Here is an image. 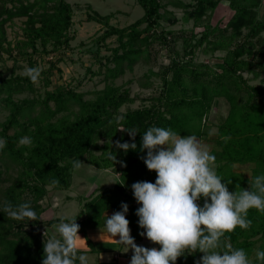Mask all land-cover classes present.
I'll return each instance as SVG.
<instances>
[{"label":"trees","instance_id":"1","mask_svg":"<svg viewBox=\"0 0 264 264\" xmlns=\"http://www.w3.org/2000/svg\"><path fill=\"white\" fill-rule=\"evenodd\" d=\"M137 1L143 15L123 27L111 24V15L103 16L94 10L88 14L89 20L102 24L93 39L98 45H106L111 53L95 59L100 66L90 73L103 74L105 85L93 98H86V93L73 85L48 88L51 79L47 73L61 60L57 53L72 47V4L68 0H0V55L5 53L13 59L12 67L0 69V104L8 111L0 122V137L6 140V147L0 152V204L16 206L29 202L37 216L42 217L47 208L44 198L50 189L69 188L72 161L81 159L97 168H111L119 175L112 186L95 188L82 199L81 215L74 217L80 225L79 231L86 234V227L101 226L107 218L106 211L122 210L124 202L129 205L126 218L131 235L141 240L140 233L144 230L136 215L140 205L131 185L156 179V172L149 170L142 159L146 155V150L140 149L143 132L155 125L171 128L181 135L207 137L208 116L215 101L222 97L229 103V110L217 125L215 140L220 148L211 151L216 157L217 174L225 180L222 182L229 183V191H235L239 187L250 189L254 177L264 173V84H253L245 76V72L254 78L264 74V18L258 13L262 0H230L234 13L224 27L211 22L221 0ZM168 5L182 8L184 20H192L195 26H203V30L198 33L192 30L190 35L182 33L185 59L174 53L159 71L150 69L146 74L143 87L153 86L150 76L160 78L159 93L145 98L150 104L121 110L124 104L135 102L137 95H132L131 87L117 85L114 80L126 68L132 70L142 57L145 62L151 59L150 47L154 41L175 52L171 45L178 36L162 26L163 19L171 23L176 20ZM14 17L26 19L23 37L12 42L5 24ZM112 36L117 44L109 47L106 40ZM200 47L204 53L224 51L221 62H194L196 49ZM46 56L57 58L49 61L48 69H41L38 81L43 82L44 93L35 95L38 81L34 84L27 74L17 70L25 64L38 66L39 59L45 60ZM6 71L10 73L8 76ZM25 92L34 95L15 97ZM60 113L64 114L59 116ZM117 116L122 117L120 124L125 129H117L114 123ZM127 129L138 130L134 140L137 149L125 152L116 149L114 142L132 143ZM21 137H29L31 144H19ZM111 150L116 154L115 161L109 158ZM247 163L253 165L250 178L235 170V164ZM53 180L59 183L54 184ZM200 201L203 204V198ZM247 218L252 221L250 227L237 226L221 242L243 248L250 258L257 242L259 249L264 250V213L250 209ZM60 219L28 222L0 211V264H42L44 240L51 236L42 228ZM202 255L196 252L179 257L176 264H196ZM252 264H259L256 255Z\"/></svg>","mask_w":264,"mask_h":264},{"label":"clouds","instance_id":"2","mask_svg":"<svg viewBox=\"0 0 264 264\" xmlns=\"http://www.w3.org/2000/svg\"><path fill=\"white\" fill-rule=\"evenodd\" d=\"M25 71L34 84L41 75L38 66ZM121 120L120 116L114 120L118 130L125 129ZM127 131L133 142L116 140V149L125 152L137 149L134 140L138 130ZM19 144L30 145L31 139L21 137ZM5 147L6 140L0 137V152ZM140 149L146 150L143 162L156 172V179L131 185L140 205L136 215L144 230L140 235L159 247L149 248L135 242L126 218L127 203L122 202V210L107 215L104 222L107 234L124 247L123 252L133 251L130 264H176L179 257L196 252L203 253L196 264H251L243 248L222 245L221 238L237 226L250 227L252 221L247 218L250 209L264 213V173L254 177L250 189L239 187L229 191V183L222 182L225 180L215 170L216 157L209 148L194 134L181 135L171 128L149 127L142 134ZM109 158L116 160L114 151H110ZM82 163L81 159L73 160V169L79 170ZM202 198L203 204L198 203ZM0 211L16 220H43L29 202L16 206L3 203ZM54 228L55 234L44 240L42 264H89L87 255L79 252L84 239L79 235L77 218L62 217ZM255 255L259 264H264V250L257 249Z\"/></svg>","mask_w":264,"mask_h":264},{"label":"rangeland","instance_id":"3","mask_svg":"<svg viewBox=\"0 0 264 264\" xmlns=\"http://www.w3.org/2000/svg\"><path fill=\"white\" fill-rule=\"evenodd\" d=\"M74 9V25L72 26L71 33L74 38L71 40L70 48H62L57 53L61 56V60L57 63L56 68H53L49 73H47L51 79V84L49 89H54L58 85H73L79 91H84L86 93V98H93L95 92L102 89L105 85L103 79V74L92 75L90 71L98 70L100 66L99 62L96 61L99 57H104L111 53V50L106 47V45L95 42L93 36L96 35L97 31L102 27L100 22L95 20H89L88 14L91 10L99 12L101 15H111L110 23L123 27L134 22L140 18L144 11L142 6L137 0H68ZM165 2L168 0H164ZM185 2L193 0H183ZM11 3L9 4V6ZM167 9L172 11L173 16L176 17L175 22L171 23V20H162V26L167 29L173 30L174 34L178 37L172 43L173 52L170 48H166L160 42L154 41L150 47L151 59L145 62V58H141L133 66V69H127L118 78L114 80L115 84H124L131 87L132 95H137V99L133 103H126L122 106L121 110H125L128 107H141L143 104H150V101L145 98L150 96H156L159 93L160 78L158 76H150L149 80L152 81L153 86L143 87L141 83L146 81V74H149L150 69L154 71H159L163 66L169 63L171 57L175 54L176 57L182 59L186 58L184 53V43L182 39V33L190 35L191 31L200 32L203 30V26H195L192 20H184L183 9L168 5ZM163 11V10H161ZM234 11L230 7V0H221L218 7L212 14L211 22L213 25H221L222 27L229 21ZM259 17L264 18V1L260 4L258 8ZM167 15V14H166ZM169 16V15H167ZM172 16V17H173ZM26 17H14L5 24L6 33L8 39L15 42L17 39L23 37V26ZM172 19V18H171ZM160 29V28H159ZM101 32V31H100ZM109 47H113L117 44L115 36H112L106 40ZM97 53V54H96ZM224 51H216L214 54L204 53L202 47L196 49L194 55V62L197 63H210L215 64L221 62V57L224 55ZM96 54V56H95ZM57 57L46 56L45 60L39 59L38 66L40 69H48L49 61L56 59ZM96 59V60H95ZM13 59L7 54L0 55V69L5 71V66L12 67ZM27 64L21 69L17 70V73L27 74L26 68ZM91 68V70H89ZM59 69V70H58ZM7 72V73H6ZM5 75H9V71H6ZM245 76L249 77L250 82L253 84H264V74L259 77L254 78L251 73L245 72ZM253 77V78H252ZM36 85L39 87L38 91L34 93L35 95L44 93V84L42 81H38ZM31 92H25L22 94L17 93L15 97L23 98L26 96H33ZM229 110V103L225 98H218L208 116V122L210 123L209 134L207 137L202 139L198 138L200 142L206 145L210 152L213 150L218 151L220 146L217 144L215 137L217 133V125L227 114ZM64 113H60L63 115ZM8 111L3 109L0 104V122L4 121ZM212 153V152H211ZM119 167L121 166L118 164ZM214 167L216 169V163L214 161ZM235 170L243 173L246 177L250 178L252 176L253 165L252 164H235ZM119 174L115 173L111 168L103 169L97 168L87 162L82 163L79 170H72L71 174V187L67 189H54L55 193L60 195V213H54L53 211H47L42 213V219L48 220L53 217L54 214L58 215H68L76 216L77 211L80 210L81 201L84 197L89 196L95 188H106L112 186ZM7 184V183H6ZM49 195H52L50 193ZM202 204L201 201H199ZM67 207V208H66ZM63 213V214H61ZM43 232H47V227L42 228ZM51 233V232H50ZM49 233V234H50ZM55 234V228L53 227V232L51 235ZM151 245V243L149 244ZM158 245V244H157ZM260 242L254 245V250L250 256V261L252 264L256 250L259 249Z\"/></svg>","mask_w":264,"mask_h":264},{"label":"crops","instance_id":"4","mask_svg":"<svg viewBox=\"0 0 264 264\" xmlns=\"http://www.w3.org/2000/svg\"><path fill=\"white\" fill-rule=\"evenodd\" d=\"M264 1V0H263ZM118 177V176H116ZM71 187V186H70ZM54 189H50L47 196L44 198V205L47 207L43 213L47 211H53L54 213H60V195L53 191ZM52 193V195H49ZM82 203V201H81ZM67 208V207H66ZM56 211V212H55ZM115 210L106 211L105 215H112ZM76 216H68L63 213V215L54 214L51 218H74L81 215V205L80 210L77 211ZM60 222V221H59ZM56 222L52 226L48 227V233L53 232L54 225L58 224ZM50 233V235H51ZM79 235L84 240L80 244V248L84 250L83 254L87 255L89 258V264H130L131 256L133 255V251L130 249L128 252H123L124 247L119 244L116 240H114L111 236L107 234V231L104 227V224L101 226L95 227H86V234L83 231H79ZM52 236V235H51ZM119 237H115L118 239ZM138 245H142L145 247H159V245L151 242L145 236L141 240H135ZM151 243V245H149Z\"/></svg>","mask_w":264,"mask_h":264},{"label":"built area","instance_id":"5","mask_svg":"<svg viewBox=\"0 0 264 264\" xmlns=\"http://www.w3.org/2000/svg\"><path fill=\"white\" fill-rule=\"evenodd\" d=\"M198 203H199V201H198Z\"/></svg>","mask_w":264,"mask_h":264}]
</instances>
